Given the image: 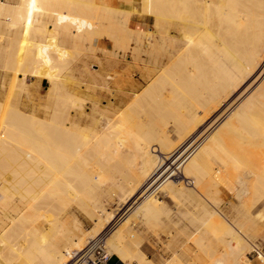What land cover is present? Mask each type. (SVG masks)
I'll return each mask as SVG.
<instances>
[{
	"label": "bare ground",
	"instance_id": "bare-ground-1",
	"mask_svg": "<svg viewBox=\"0 0 264 264\" xmlns=\"http://www.w3.org/2000/svg\"><path fill=\"white\" fill-rule=\"evenodd\" d=\"M263 65L264 0H0V264H90L108 227L109 254L150 264L131 224L170 227L158 194L201 228L182 262L251 264L240 228L264 210V84L229 103Z\"/></svg>",
	"mask_w": 264,
	"mask_h": 264
},
{
	"label": "crops",
	"instance_id": "crops-1",
	"mask_svg": "<svg viewBox=\"0 0 264 264\" xmlns=\"http://www.w3.org/2000/svg\"><path fill=\"white\" fill-rule=\"evenodd\" d=\"M101 46L110 48L109 46L104 45V44H101ZM102 55H103V52L102 53L100 52V53H98L96 55L94 54L95 60H93L94 57L90 59L91 60V65H92V63H98V61H96V60H100L101 67L103 65L106 66L105 64L107 62L105 63L106 60L103 59L104 56H102ZM102 60L103 61L105 60V61L103 62ZM94 61H96V62H94ZM0 76H1V72H0ZM0 93H1V77H0ZM161 195L162 194H158L157 196H158V199L161 202H165V204H166V206H167V208L169 210V217L167 218L166 221H167V223L170 224V227H165V228L164 227L157 228V226L148 227L145 224V221H143V219L141 217L139 219H137L136 222L133 221V223H135V224L132 223L131 226H132V228L134 230V233L136 234V236L139 239V243H140L139 247L141 248V251L146 255V257H147L148 261L150 262V264H165V263H170L171 261H172L173 264H179V263L182 262L181 261V255H178L179 252H182L183 249H185V247H187L188 244L191 243L190 242L191 235L196 233V230L198 231V229H201V228H198V229L196 228L198 223H196V220L194 219V217H193L192 221H193V223L194 222L196 223V227L195 228L191 227L190 219H188V220L187 219L186 220H181L180 219L181 217H180L179 212L181 211V209L183 207L187 208V209L189 208L190 210H192V206L190 205V203L186 202V204H185L186 207L185 206L176 207L175 205L170 206L173 203L169 202L168 204H170V205H168L166 203L167 200H166L164 195H162V196H164L163 198H161L162 200L160 199ZM110 200H112V199H110ZM76 209L78 210L79 208H77L76 206H72V209H70L68 215H70L71 218H73V217H75L76 219L78 218L75 214L72 213L74 210L77 211ZM187 212H185V214H187ZM78 220H80V219L78 218ZM185 233L188 234V235L186 236ZM254 233H255V230H254ZM181 234L183 235V237H182ZM184 237H186V239ZM243 237H244V235H243ZM244 239H245V237H244ZM257 241H258V243H261V246L264 249V240L260 241L259 237H257ZM186 243H188V244H186ZM170 244H172V245L170 246ZM184 244H185V247H184ZM252 246L254 247L253 244H252ZM257 250L259 251V248ZM118 255L119 254H117L116 252H114L112 254V258L110 260L111 264H124L125 263V262L122 261V259ZM176 255L178 257H180V260H178L179 258H177ZM248 257L251 260V264H260L261 263V262H259L256 259L255 253L251 254V256H248ZM184 260L182 262L183 264L191 263V258H189V257L188 258H184ZM187 260H189L190 262H188ZM186 261L188 263H186ZM262 262H263V259H262ZM263 264H264V262H263Z\"/></svg>",
	"mask_w": 264,
	"mask_h": 264
},
{
	"label": "rangeland",
	"instance_id": "rangeland-1",
	"mask_svg": "<svg viewBox=\"0 0 264 264\" xmlns=\"http://www.w3.org/2000/svg\"><path fill=\"white\" fill-rule=\"evenodd\" d=\"M133 21H134V23L136 24V25H138V26H142L143 28H146V26H149V24H150V22H146L145 21V18L143 17V16H141V14H138L137 16H135V18H133ZM107 46H109V47H111L110 45H107ZM100 52H102L101 50H100ZM99 52V50H97V51H95L94 52V54L96 55V54H98V53H100ZM144 56V58H145V55H143ZM92 58V57H91ZM91 58H89V61H91L90 59ZM129 61V59L127 58L126 59V62H128ZM100 63V61L98 62V63H92V71L93 72H97V71H99L100 70V68H101V63ZM134 69V70H133ZM132 69V72H133V74L135 75L134 77L138 80V81H140V85H139V87L142 89L146 84V81H143V79H140V78H142V76H141V69L140 68H138V67H135V68H133ZM139 69V70H138ZM262 69V70H261ZM261 69L259 68V69H257V71H255L254 72V74H252L249 78H247L246 80H245V82L238 88V90L240 89V88H242L248 81H250L255 75H258L256 78H254L255 80H253V81H255V82H251L252 84H249L247 87H250V88H246V90L247 91H245V89H244V95H241V97L240 98H237V100H234V99H236V98H233L232 99V103L230 102L229 103V105L230 104H233V105H231V106H235V102L236 103H240V102H242V101H244L245 100V98L246 97H248L249 95H250V93L252 92V91H254L260 84H264V65H263V67H261ZM95 70V71H94ZM260 72V73H259ZM254 75V76H253ZM250 79V80H249ZM83 83H85V82H83ZM251 85V86H250ZM143 86V87H142ZM41 89V94L42 95H44L45 93H46V89H47V83H44V85L40 88ZM247 93V94H246ZM116 100H119V97H116ZM240 100V101H239ZM235 101V102H234ZM238 101V102H237ZM229 105H228V108H226L224 111H226V113H229V111H231L230 109H231V106L229 107ZM223 111V112H224ZM222 112V113H223ZM225 112L223 113V116L221 117V118H217L218 119V121H216L215 123L217 124L219 121H220V119H222L224 116H226L227 114H226ZM217 114V113H216ZM217 119H215V120H217ZM172 135H173V133H172ZM172 139H176L175 141L177 142V138H175V136L173 135L172 136ZM171 170H168V175H172V177L173 178H175V176L170 172ZM228 194V193H227ZM230 195V194H229ZM164 196H160V199L161 198H163ZM111 198H105V200H103V203H104V201H105V203H104V207L106 208V209H108V210H110V211H113V210H116V211H120L121 209H120V206H119V203H118V201L117 200H115V197H113L112 198V200H110ZM226 199H228L229 201H227V202H225V203H230L231 202V196H227L226 197ZM162 200V199H161ZM108 201V202H107ZM223 208H225L224 206H223ZM227 208V207H226ZM225 211V213H226V215L227 216H232L231 214H232V211L233 210H231V211H229V210H227V209H225L224 210ZM262 211V210H261ZM181 212L183 213V214H185V212H187V209L186 208H182L181 209ZM231 212V213H230ZM264 210L262 211V212H256V214L253 216V218H254V221H255V224L253 225L254 227H251V228H240L242 231V233H243V235H244V237H245V240H247L249 243H251V244H253L254 245V247H256L257 249L259 248V251H255L254 253H255V257H257L256 259L259 261V262H261L260 264H263V262H262V258L261 257H263L264 256V249H263V247L261 246V243H258V241H257V237H259V240L261 241V240H264ZM72 213H74L82 222H83V224H84V226L86 227V228H89V227H91L92 226V224H93V221L88 217V215H86L83 211H81V210H77L76 212H72ZM119 214V213H118ZM230 214V215H229ZM233 214H234V212H233ZM184 217H182V220H188V219H190V225H191V227L192 228H195L196 227V223L194 222L193 223V221H192V219H193V215H192V213H187L186 215H183ZM181 217V216H180ZM256 225V226H255ZM254 230H255V233H254ZM167 243V242H166ZM248 256H251V254L250 255H248ZM165 261V260H164Z\"/></svg>",
	"mask_w": 264,
	"mask_h": 264
},
{
	"label": "built area",
	"instance_id": "built-area-1",
	"mask_svg": "<svg viewBox=\"0 0 264 264\" xmlns=\"http://www.w3.org/2000/svg\"><path fill=\"white\" fill-rule=\"evenodd\" d=\"M111 228L104 229L102 233L92 238L84 254L82 253L90 264H111L112 254H109L105 247V240Z\"/></svg>",
	"mask_w": 264,
	"mask_h": 264
}]
</instances>
